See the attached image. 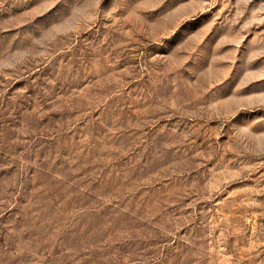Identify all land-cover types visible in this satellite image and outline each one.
I'll use <instances>...</instances> for the list:
<instances>
[{
  "label": "rangeland",
  "instance_id": "rangeland-1",
  "mask_svg": "<svg viewBox=\"0 0 264 264\" xmlns=\"http://www.w3.org/2000/svg\"><path fill=\"white\" fill-rule=\"evenodd\" d=\"M0 264H264V0H0Z\"/></svg>",
  "mask_w": 264,
  "mask_h": 264
}]
</instances>
